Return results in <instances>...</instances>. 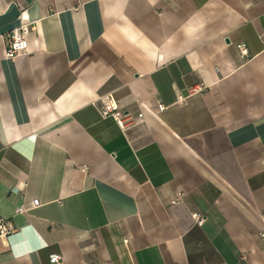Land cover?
Here are the masks:
<instances>
[{"label": "crops", "instance_id": "0c3cea01", "mask_svg": "<svg viewBox=\"0 0 264 264\" xmlns=\"http://www.w3.org/2000/svg\"><path fill=\"white\" fill-rule=\"evenodd\" d=\"M0 217V264H264V0H0Z\"/></svg>", "mask_w": 264, "mask_h": 264}, {"label": "built area", "instance_id": "2783aa9c", "mask_svg": "<svg viewBox=\"0 0 264 264\" xmlns=\"http://www.w3.org/2000/svg\"><path fill=\"white\" fill-rule=\"evenodd\" d=\"M32 30V27L29 24L19 23L14 26L12 29L5 33V56L13 59L21 54H24L28 50V39L27 36ZM238 49L241 54H246V47L244 44H239ZM205 88V85L199 84L191 89H189V94L201 93ZM180 101H183V96H179ZM98 108L103 117H112L115 119L117 124L121 128H125L129 124L133 123V118L130 114L125 113L119 103L111 96L106 95L100 98L98 103ZM160 111H163L166 106L163 103L158 104ZM25 206L21 205L16 209V213L24 212ZM193 217L195 221L202 225L204 218L200 213H194ZM15 227L13 223L5 218L0 217V236H6L9 233L13 232ZM63 259V256L60 253H52L50 255V262L52 264H60Z\"/></svg>", "mask_w": 264, "mask_h": 264}]
</instances>
